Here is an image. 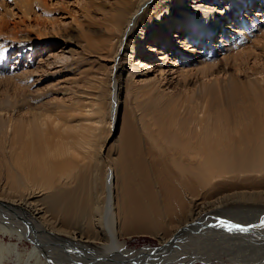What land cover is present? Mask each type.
I'll list each match as a JSON object with an SVG mask.
<instances>
[{"label":"bare ground","instance_id":"6f19581e","mask_svg":"<svg viewBox=\"0 0 264 264\" xmlns=\"http://www.w3.org/2000/svg\"><path fill=\"white\" fill-rule=\"evenodd\" d=\"M60 7L72 34L48 0H0V264H184L200 251L165 250L182 234L264 264V0L100 1L82 20ZM62 39L75 49H43ZM68 53L59 71L79 82L30 107L31 83ZM123 88L145 109L144 157L130 123L119 158L96 139ZM215 216L228 219L195 227ZM134 235L157 245L130 247Z\"/></svg>","mask_w":264,"mask_h":264},{"label":"rangeland","instance_id":"374dc122","mask_svg":"<svg viewBox=\"0 0 264 264\" xmlns=\"http://www.w3.org/2000/svg\"><path fill=\"white\" fill-rule=\"evenodd\" d=\"M50 3V7L52 9H56L58 10V14H55L54 16H56L57 18H59V20L56 21L55 23V27L59 30H66V34H72V30L69 27L70 22H69V17L65 16L64 13L60 14L62 12H60V5H64L67 6L69 8V11L75 15L76 18H78L79 20H82V16H81V11L79 9V6L81 4H88L91 7L89 8V11L93 10V7L99 3L100 1H107L110 2L113 5H116L118 2L122 1V0H48ZM262 9V8H260ZM259 9V10H260ZM16 12V10L14 11ZM16 18V17H15ZM40 20H42L41 18H39ZM218 34V33H217ZM65 36V35H64ZM216 36V35H215ZM214 36V38H215ZM91 40L90 42L93 43V36H90ZM258 41H262V39L260 37H257ZM256 38L254 36V39L252 42H256ZM73 42V41H71ZM65 43V44H64ZM154 42H149L148 44H153ZM53 46L50 45V42L47 44L43 45V49L46 50V52L48 51L49 53H56L60 50V48L63 47H68L71 48V51L75 49V46L73 43H67L65 40H61V41H53ZM148 44L146 46H148ZM59 46H61L60 48H58ZM42 53L43 51H41L40 49V53L39 55H35V60H39V58L42 57ZM45 53V52H44ZM43 53V54H44ZM47 54V53H46ZM69 55V53L67 55H62V56H58V60L52 61V59H50L54 66L49 67V69H47V72L45 74H42L41 76L35 78L36 80L33 81L31 84V88L33 90V93L35 95V97L37 95H40L41 97L39 99H36L34 97L33 100L28 102V105L32 108H35V106L37 104H44L46 102H50V103H54V102H58V101H63L65 100L66 96L62 93V89L66 88V87H74L75 84L77 82H79V80L82 77V74L77 73L76 71L74 72H60L59 68L63 66V63L66 59V57ZM152 56V54H151ZM142 58L140 57L138 58V65L142 64ZM25 59V57H24ZM23 59V60H24ZM10 60V59H9ZM8 60V64H12V61ZM58 66V67H57ZM102 66V65H101ZM101 66H99L98 68H101ZM13 73V70L11 71V75ZM11 78L9 77L7 82H10ZM38 82V83H37ZM5 82H3L4 85ZM2 84H0V93H3L5 91L4 86ZM10 85V84H9ZM12 86V85H10ZM95 86V85H94ZM94 90H92V94H94ZM120 100L122 101V104H119V108L121 107V109L117 110V117H115V121L110 124L111 128H112V132L109 131L108 128V124L105 123V121L100 122L101 124H103L104 122V127L103 125H98V123H96V126H98V131H96L97 134L96 135V139L97 141L100 143H104V155L107 154V156H109V158L115 159V158H119L123 152H124V148L127 149L128 146L125 143V140L128 137V130L129 127H127V123H130L132 127L131 130H136L139 135V149L138 151H140V153L143 155H145V145H144V138H143V134H141L142 130L140 129V125H141V121L143 114L145 113V109L141 110L138 107L135 106L133 99L130 96H126L125 94V90L123 88V91H121L120 94ZM73 115H77V112H73L71 113ZM147 117H145L144 119H147ZM109 126V127H110ZM103 127V128H102ZM95 128V127H94ZM97 128V127H96ZM102 128V129H101ZM97 130V129H95ZM141 131V132H140ZM120 147V148H119ZM123 147V148H122ZM122 153V154H121ZM139 153V152H137ZM121 154V155H120ZM143 155V157H144ZM119 156V157H118ZM146 166H148V169L150 171L151 166L149 161L146 159H144ZM210 211V210H209ZM205 212V210L203 211ZM209 213V212H207ZM260 220L259 221H264V212H262L260 215ZM226 218V217H225ZM218 218L217 216L214 217V221H206V219H204V221H201L200 225L195 226L198 230L200 228H203L205 230H209L210 231V226H214L217 222H222L224 220H227L228 218ZM231 221H236L234 219H229ZM257 220V221H258ZM229 224V223H228ZM225 226V225H224ZM203 230V231H205ZM225 230V229H222ZM222 230H218L215 232H211V235H219L220 233H222ZM204 233V234H208ZM233 234V233H232ZM184 234L180 235V237L175 238L174 240L176 241L175 244L169 246V248H175L179 249L178 246H182L184 247L182 252H177L179 254H182L183 256H191L190 254H192V252L194 253V248H197L200 251V255L199 257H196L195 260H192V262L188 261L187 263L184 264H241L239 257L237 254L235 255H228L225 252L228 251L229 253H238L237 249H224V239H220L221 236L219 237H204L202 240H190L191 238H189L187 235L183 236ZM237 231L234 234V239L241 241L242 238L237 236ZM135 236V237H134ZM131 238H125L127 240V244L128 246H135V247H143L145 245H152L155 246L157 245V240L153 237V236H149V235H134ZM237 236V237H236ZM189 238V239H188ZM241 238V240H240ZM6 241H9V238L6 237L5 238ZM209 241L211 242V244L209 243ZM191 242V243H190ZM193 242H199V245H194ZM243 243V241H241ZM26 244H24L21 247H26V246H31V243L27 241H25ZM53 243V241L51 242ZM55 243V242H54ZM213 243V244H212ZM245 243V242H244ZM56 244V243H55ZM220 244V245H219ZM201 245V246H200ZM58 246H61V244H59ZM197 246V247H194ZM236 246V245H234ZM238 248V246H236ZM209 248V249H208ZM66 250H68L65 247ZM193 249V250H192ZM215 250V251H214ZM224 250V252L222 251ZM160 254V253H159ZM249 255V254H248ZM80 256H87L84 252L82 253V255L80 254ZM214 256V257H213ZM158 257V255H157ZM207 257L211 258L210 260L207 259ZM43 259H46L44 257H42ZM156 258V254H150L148 256H146V258H143L144 262H147V260ZM207 260V261H205ZM93 261V263H92ZM91 263L92 264H104L102 263L103 261H96L92 259ZM122 262H125V259L121 260ZM73 262V261H72ZM71 262V263H72ZM90 261H87L85 264H89ZM151 262H155V261H150ZM84 264V263H83Z\"/></svg>","mask_w":264,"mask_h":264},{"label":"snow or ice","instance_id":"6c2138e0","mask_svg":"<svg viewBox=\"0 0 264 264\" xmlns=\"http://www.w3.org/2000/svg\"><path fill=\"white\" fill-rule=\"evenodd\" d=\"M235 227H239V225H234Z\"/></svg>","mask_w":264,"mask_h":264}]
</instances>
